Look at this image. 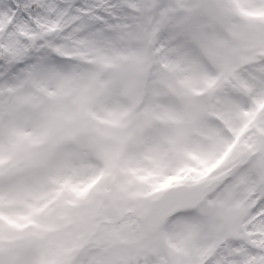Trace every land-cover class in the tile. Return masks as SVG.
Listing matches in <instances>:
<instances>
[{"label": "rangeland", "instance_id": "374dc122", "mask_svg": "<svg viewBox=\"0 0 264 264\" xmlns=\"http://www.w3.org/2000/svg\"><path fill=\"white\" fill-rule=\"evenodd\" d=\"M130 1L129 7L137 9L140 1ZM148 2L149 8L157 4L151 0ZM163 2L172 7L161 15H186L198 8L213 18L217 28L213 37L217 54L209 56L213 62L211 66L203 63L200 55L188 59H162L164 73H154L147 86L142 84L137 88L135 79L138 65L146 60L145 46L140 37L134 35L133 39L126 35L119 38L123 41L122 48L112 41L96 47H82L69 41L64 55L78 57L81 63L77 67L82 69L58 70L43 78L0 79V220L8 221L10 217L11 221L21 224L20 228H10L0 221V257L6 255L16 264H95L89 252L92 246L102 250L101 264L106 263V252L116 259L123 258L125 255L117 252L122 239L127 242L147 237L142 228L138 231L137 226L130 225L137 221L134 216L149 200L142 203L137 199L136 204L134 198L120 197L121 192L141 186L131 182L134 176L131 170L162 169V161L181 158L183 151L201 152L203 143L209 147L206 156L209 158L215 149L221 151L228 143V139L208 124L204 116L216 111L233 122L239 108L230 102L229 86L224 93L214 88L228 83L229 76L239 72L241 82L250 85L249 79L261 70L264 72L263 65L256 70L251 67L245 72L236 71L231 58L239 48H245V53L257 47L264 48V21L254 22L237 11L264 9V0ZM61 27L63 25L52 21L47 30L56 31ZM22 32L34 36L30 31ZM203 57L209 60L208 55ZM87 59L90 61L85 62ZM149 65L150 62L144 63V76ZM207 89L209 94L203 96ZM98 93H102L100 98H96ZM147 95L150 98L142 108L139 102ZM208 95L221 96L219 105L208 102ZM48 99L52 101L47 102ZM41 102L44 104L36 108ZM184 105L186 113L183 115L181 107ZM87 112L95 113L97 123L95 120L93 124L88 122ZM150 114L154 116L142 124L141 118L149 119ZM170 121L172 126H169ZM193 131L198 132L199 140L191 138ZM143 141L144 148L141 145ZM117 147L124 149L123 169L130 171L124 172L115 195L107 199V204L99 210L94 205L93 210L89 209L90 201L67 210H60L57 204L48 206L50 198L47 199L46 190L51 186V182L47 183L49 179L65 175L69 165L68 173L75 176L83 165L91 167L87 160L89 153L101 159L102 155L97 154V150L111 151ZM166 147L173 149L170 156L165 152ZM85 148L92 151L84 153ZM116 153L121 159L117 150ZM116 153H110L112 158ZM7 155H10L11 163L1 165ZM70 159L76 160L70 163ZM176 167L174 164L164 174L171 173ZM125 201H132L133 205ZM43 205L47 210L33 215V208H42ZM130 211L133 214L128 215ZM75 212L79 213L78 220L74 218ZM84 212L87 214L82 215ZM26 218L36 221V226L26 227L25 222L30 221ZM117 218L126 220L118 231L113 226ZM104 219L111 224H102ZM90 228L91 233L88 232ZM72 247L74 251L70 252ZM163 249L166 251L164 244ZM155 253L158 259L161 252L155 250ZM192 253L185 254L187 260Z\"/></svg>", "mask_w": 264, "mask_h": 264}, {"label": "snow or ice", "instance_id": "6c2138e0", "mask_svg": "<svg viewBox=\"0 0 264 264\" xmlns=\"http://www.w3.org/2000/svg\"><path fill=\"white\" fill-rule=\"evenodd\" d=\"M145 7L132 9L127 0H0V79L43 78L77 64L75 57L64 55L69 41L96 47L126 35L140 37L146 60L138 65L137 88L147 86L151 78L143 75L144 63L155 68L162 59L217 54L211 16L198 8L186 15H159L172 7L163 0L150 11ZM237 11L264 21V9ZM52 21L63 27L48 32ZM22 31L35 38L28 39ZM230 141L211 159L201 158V166L212 167L207 177L171 187L139 209L141 228L148 235L180 237L191 246L186 264H264V120L255 127L245 123ZM94 185L91 181L80 187L65 179L54 189V198L66 188L82 198ZM41 211L32 210L33 215ZM0 264L16 262L5 255ZM128 264L160 261L145 250Z\"/></svg>", "mask_w": 264, "mask_h": 264}, {"label": "flooded vegetation", "instance_id": "af4514ba", "mask_svg": "<svg viewBox=\"0 0 264 264\" xmlns=\"http://www.w3.org/2000/svg\"><path fill=\"white\" fill-rule=\"evenodd\" d=\"M136 37V36H135ZM134 39V38H133ZM118 42V41H117ZM117 42H115L117 44ZM9 53H13V50L7 49ZM232 62L234 64L232 66H235L236 71H242L245 72L247 68H257L260 65L264 66V48L254 49L250 53H245V48H239V50L235 51L231 55ZM76 59H79L78 57ZM90 61L89 59H87ZM256 70V69H255ZM235 72V71H234ZM241 73V72H239ZM235 74L240 81L241 76L240 74ZM251 84L247 85L244 82V86L247 87V89L250 91L251 95L248 98H245L241 95L234 94L231 88V84H227L230 87V94L228 95L230 98V102L233 103V107H238V116H235L234 121L232 122L227 117L221 115L220 113L216 111H212L207 113L204 116V120L213 126L218 132L222 133L223 136L228 139V143L223 146L222 150L220 151L219 148L215 149L213 153L209 155V158L216 156L218 153H221L223 149L231 143L230 137L235 135L236 132L245 124L247 123L249 127H255L257 123L261 120H264V110H262V106H264V72L262 70L260 71L257 76H253L251 79H249ZM216 90V89H214ZM260 90H263V92H258ZM103 91V90H102ZM224 91L221 90V93H224ZM258 92V93H257ZM261 93V97H260ZM215 96L218 95H208L206 96L208 98V102L212 101L216 103V105H219L221 102L219 98L221 96H218L216 98ZM100 98V97H99ZM150 98L149 95L142 97V99L139 102V105H142V101L145 100V102L148 101ZM51 102V101H49ZM44 104V103H43ZM31 107V102L29 104ZM242 108H245L244 110ZM183 109L182 114L184 115L186 113L185 105L181 107ZM90 111V109H88ZM93 112H87L86 117H88V122L90 124H93V120H95V113ZM90 114V116H89ZM92 114V115H91ZM154 114H150L149 119L141 118V123L145 124L146 120H150ZM203 118V117H202ZM201 118V119H202ZM87 119V118H86ZM96 121V120H95ZM97 123V121H96ZM194 123V122H193ZM195 124V123H194ZM172 126V121H170V125ZM169 130V129H167ZM197 131H193L192 134H190L192 139L199 140V136L197 134ZM144 142H141L142 148H144ZM186 143V141H185ZM101 144H96V146ZM103 145V144H102ZM118 151L120 158H117ZM135 150V147H134ZM172 148L166 147V154L168 156L172 153ZM201 152H186L183 151L181 154V158H171L163 162L162 169L164 168V171H161L162 169L157 168H144L140 169L139 171L131 170L132 174L134 176L131 177V182H134L136 184L141 185L138 187V189L135 188V190H125L120 193L121 199L124 198H133L135 199L134 202L137 204V199H141L142 203L144 200L145 205L150 203L152 200L156 199L158 194L164 192L166 189L185 185L192 183L197 180H201L205 177H207L210 172L212 171V167L208 165L201 166V158H206L209 154V147L203 143L201 146ZM88 150L85 148L84 153H87ZM231 151V148H228L227 152H224L223 155L226 156L228 152ZM96 153H100L102 155L101 159H96L95 154L89 153L87 155V160L89 165L91 166L88 168L87 166L83 165L79 168V173L75 176L70 175L68 171L70 170L71 166L69 165L66 170L67 173L63 175L60 178H53V186L52 188L55 189L59 186V182L65 180V179H71L76 177H85V178H77L75 180H72V182L80 187H82L84 184H87L91 181H95L94 187H92L89 192L86 194V196L80 198V199H87V201H90V204L96 206L97 209H101L103 205L107 204V199L114 196L116 193V187L117 185L122 181L124 172L130 171V169H123V155H124V149H115L112 148L111 151L105 150V151H96ZM116 153V157L112 158L111 154ZM223 159V156H221V161ZM76 159H70V163ZM81 160V159H80ZM82 161V160H81ZM147 161H150L147 159ZM221 161H216V164H219ZM174 164H176V168L168 174L166 173L167 169H170ZM125 166V164H124ZM122 172V174H121ZM54 194V191H53ZM70 197H76L75 193L71 191L70 188H66L64 192L59 196V198H66L70 199ZM94 201H97L94 203ZM126 204L133 205L132 201H125ZM87 212L82 213V215H86ZM133 214V211H130L128 215ZM135 215V219L137 220L138 216ZM74 218L76 220L79 219V213H74ZM124 217V214L122 215ZM121 218V217H120ZM117 218V220L114 222L113 226L120 228L121 224H125V219ZM102 224L109 226L111 222L106 219L101 221ZM131 227H138V231L140 230L141 226L138 223V220L135 223H132L130 225ZM88 232L91 233V228L88 230ZM148 237V238H147ZM141 240L133 239L132 241H124L122 239V244L120 249L118 250V253L124 254L125 256H122L123 258H115L112 254L109 252H106L105 256V264H128L129 261L135 260V258L138 255H141L145 250H147L152 256L155 258L158 257L155 253V250L161 252V255L159 256L158 260L160 261V264H186L187 257L185 254L189 253V251H193L189 245H186L183 240H180L178 237H169L165 235H157L153 237L147 236ZM176 238L177 241L176 242ZM92 239V237H91ZM152 239V240H151ZM149 243H152L153 246H151ZM143 244V245H142ZM163 244L166 247V251L163 249ZM74 248L72 247L70 252H73ZM89 252H91L92 258L95 259V264H101L100 256L102 254V250H99L97 247H89ZM124 258L126 260L124 261ZM124 261V262H123Z\"/></svg>", "mask_w": 264, "mask_h": 264}, {"label": "trees", "instance_id": "16d2710c", "mask_svg": "<svg viewBox=\"0 0 264 264\" xmlns=\"http://www.w3.org/2000/svg\"><path fill=\"white\" fill-rule=\"evenodd\" d=\"M129 1L130 0H127V2L129 3ZM140 1V4L139 5H141V4H144L146 7H145V10L146 11H150L151 10V8H149V5H148V0H139ZM151 1H154V2H156V3H160L161 2V0H151ZM208 3V2H207ZM154 5V4H153ZM152 5V6H153ZM149 8V9H148ZM169 10V9H168ZM172 12V11H171ZM159 15H161V13H158ZM155 33H153V35H154ZM133 36L134 35H129V37L130 38H133ZM128 37V36H127ZM130 38H127V40L128 39H130ZM131 40V39H130ZM122 39H119L118 40V42H117V45H119V47L120 48H122V46H121V44H122ZM6 51H7V49H6ZM10 54H12V53H10ZM157 72V75H160V71L159 70H157L156 71ZM155 72V73H156ZM82 203H87V199H80V198H75V197H70V199H68V202H64V198H59L58 200H56V201H54V203H53V205L54 206H56V204H57V208H60V209H63V210H65V209H73V208H75V207H77V208H79L80 207V205L82 204ZM50 207H52V204H50ZM88 207H89V209H91V210H93L94 209V207H93V205L92 204H89L88 203ZM99 210V209H98ZM97 210V211H98ZM40 214V213H39ZM104 220H106V219H104Z\"/></svg>", "mask_w": 264, "mask_h": 264}, {"label": "water", "instance_id": "95a60500", "mask_svg": "<svg viewBox=\"0 0 264 264\" xmlns=\"http://www.w3.org/2000/svg\"><path fill=\"white\" fill-rule=\"evenodd\" d=\"M23 36L27 37L26 35L22 34ZM28 39H31V37H27ZM233 88L234 90L238 93V94H244V95H248V91L246 90V88L244 86H242L240 84V82L238 81L237 78H233ZM41 104H39L37 107H40ZM154 201V200H153ZM139 222H140V217H139ZM141 223V222H140Z\"/></svg>", "mask_w": 264, "mask_h": 264}]
</instances>
